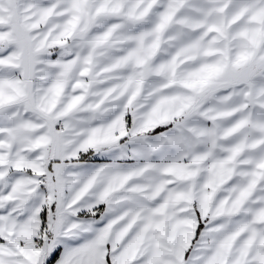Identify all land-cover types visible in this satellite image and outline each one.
Wrapping results in <instances>:
<instances>
[{
	"label": "snow or ice",
	"instance_id": "snow-or-ice-1",
	"mask_svg": "<svg viewBox=\"0 0 264 264\" xmlns=\"http://www.w3.org/2000/svg\"><path fill=\"white\" fill-rule=\"evenodd\" d=\"M0 264H264V0H0Z\"/></svg>",
	"mask_w": 264,
	"mask_h": 264
}]
</instances>
